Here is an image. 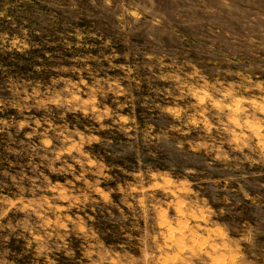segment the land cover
<instances>
[{
    "label": "rangeland",
    "instance_id": "1",
    "mask_svg": "<svg viewBox=\"0 0 264 264\" xmlns=\"http://www.w3.org/2000/svg\"><path fill=\"white\" fill-rule=\"evenodd\" d=\"M0 264H264V0H0Z\"/></svg>",
    "mask_w": 264,
    "mask_h": 264
}]
</instances>
